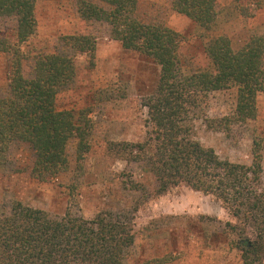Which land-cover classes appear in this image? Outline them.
<instances>
[{"label":"trees","instance_id":"1","mask_svg":"<svg viewBox=\"0 0 264 264\" xmlns=\"http://www.w3.org/2000/svg\"><path fill=\"white\" fill-rule=\"evenodd\" d=\"M36 0H0V17L15 21L13 41L0 35V53L8 55L7 91L0 96V168L7 164L15 142L27 143L33 152L31 174L46 181L69 166L68 144L74 140L78 167L90 149L91 126L83 115L57 108L58 94L75 76L73 59L65 52L39 55L29 76L24 74L22 44L36 30ZM81 19L108 24L110 35L127 50L150 58L159 66L153 91L142 98L147 110L143 142H111L108 151L135 162H145L154 175L158 194L187 186L220 201L254 237L238 234L241 264H264V186L262 143L254 138L249 164L220 158L192 135L194 119L204 113L210 92L236 88L234 110L204 120L209 127L230 133L257 115L256 98L264 93V34L252 35L234 50L230 39H209L204 52L211 68L186 72L179 54L180 34L161 24L138 19V0H76ZM172 9L203 32L217 21L215 0H171ZM65 43L75 52L95 55L94 39L68 35ZM132 188L144 185L131 181ZM232 230L235 225L227 223ZM126 216L110 211L92 218L66 213L53 216L45 210L9 203L0 212V264H125L134 243ZM166 257L139 264H165Z\"/></svg>","mask_w":264,"mask_h":264},{"label":"rangeland","instance_id":"2","mask_svg":"<svg viewBox=\"0 0 264 264\" xmlns=\"http://www.w3.org/2000/svg\"><path fill=\"white\" fill-rule=\"evenodd\" d=\"M215 2L217 21L210 32H203L175 12L171 0H138L136 16L180 34L179 54L186 72L210 69L204 52L210 38L225 35L238 50L250 36L264 34V0ZM35 17V33L21 47L24 74H31L39 55L65 52L72 57L74 79L58 94L56 104L89 122L90 149L78 167L76 142L72 140L67 146L68 169L39 181L31 174L34 155L29 145L13 143L7 164L0 168V212L16 200L53 216L68 212L85 218L103 211L123 214L135 236L125 264L162 257L167 259L165 264H241L238 232L244 227V237L252 239L253 231L239 224L220 201L184 185L158 194L155 177L145 162L108 151L111 142L146 139L147 110L142 98L153 91L159 66L138 52L124 49L110 35L107 23L81 19L76 0H36ZM14 29L13 18L0 17V35L13 41ZM80 34L94 39L93 59L87 53L75 52L64 41L65 36ZM8 60L7 54L0 53V96L7 91ZM235 101V87L210 92L204 113L192 123V135L220 158L241 164L250 163L253 139H260L264 186V93L256 98V118L234 125L229 134L209 127L204 120L205 116L218 118L231 113ZM131 181L144 189L132 188Z\"/></svg>","mask_w":264,"mask_h":264}]
</instances>
